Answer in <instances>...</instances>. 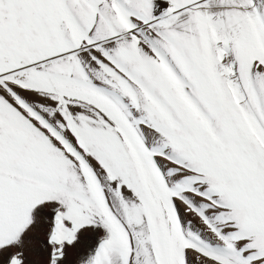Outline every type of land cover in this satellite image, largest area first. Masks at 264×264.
<instances>
[{
    "label": "snow or ice",
    "instance_id": "6c2138e0",
    "mask_svg": "<svg viewBox=\"0 0 264 264\" xmlns=\"http://www.w3.org/2000/svg\"><path fill=\"white\" fill-rule=\"evenodd\" d=\"M0 264H264V0H0Z\"/></svg>",
    "mask_w": 264,
    "mask_h": 264
}]
</instances>
